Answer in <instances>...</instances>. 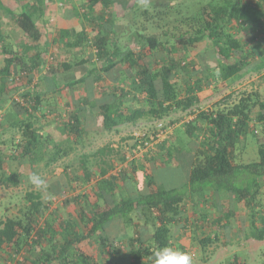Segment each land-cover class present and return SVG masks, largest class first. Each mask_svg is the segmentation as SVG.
I'll use <instances>...</instances> for the list:
<instances>
[{
	"label": "trees",
	"instance_id": "16d2710c",
	"mask_svg": "<svg viewBox=\"0 0 264 264\" xmlns=\"http://www.w3.org/2000/svg\"><path fill=\"white\" fill-rule=\"evenodd\" d=\"M196 2L62 0L67 23L54 34L47 25L46 0H26L18 12L0 0V12L19 34L18 45L10 41L12 35H0V136L14 128L12 137L0 139V183L28 187L18 210L0 218V264H154L158 248L188 253L178 241L188 232L191 245L197 241L204 250L219 240L218 234L205 233L223 219L229 230L241 228L232 227L237 211L231 205L224 215L213 209L216 217L207 220L211 206L198 191L220 183L229 184L221 197L234 200L233 206L240 203L236 210L249 215L247 238L264 239L262 95L230 92L211 109L193 108L211 85L229 86L264 69V0H206L198 9ZM203 42L210 65H200L203 54L198 60L178 54L179 48ZM73 69L75 77L66 81L62 75ZM178 111L196 112L181 123L180 118L169 122L171 128L177 123L183 128L187 148H170V141H179L177 127L159 141V158L151 148L145 160L158 168L173 161L174 153L188 159L183 193L157 186L144 159L128 160L113 141L76 155V165L63 163L61 173L53 175L52 164L85 145L87 129L99 125L97 118L109 132ZM158 126L152 135L167 125ZM248 136L257 145L258 159L244 163L239 158ZM149 137H137L132 151L148 146ZM117 160L125 166L117 169ZM47 172L53 174L43 176ZM76 186L79 193L65 196L68 187ZM61 195L62 204L51 209ZM84 242L96 243L94 253ZM232 263L243 264L237 256Z\"/></svg>",
	"mask_w": 264,
	"mask_h": 264
},
{
	"label": "rangeland",
	"instance_id": "374dc122",
	"mask_svg": "<svg viewBox=\"0 0 264 264\" xmlns=\"http://www.w3.org/2000/svg\"><path fill=\"white\" fill-rule=\"evenodd\" d=\"M62 0H56L57 3L61 4ZM69 3L72 0H68ZM77 1V0H75ZM179 1H183L187 4L194 2L195 0H179ZM178 1H176L177 3ZM206 2V0H197V2L195 3V8H199L202 4ZM15 3V0H9V4L12 5ZM71 4V3H70ZM15 5V4H14ZM68 5V3L66 4ZM68 7V6H67ZM10 8V7H8ZM5 10V7L3 8ZM117 13L120 12V8L117 7ZM61 11V7L57 8V14L54 15V20L53 22L56 23V21H59L58 18H61V14H59ZM3 12H0V16L3 15L4 16V20L0 19V35H6V36H10L12 35L13 37L11 38L12 40H10L12 43L13 41H19L18 40V34L17 32H14L12 34V32H10L9 30L5 29L8 26V23L10 22V19L8 18V16L2 14ZM1 18V17H0ZM9 21V22H8ZM120 21V20H119ZM60 22H57L56 25L59 26ZM4 28H2V27ZM17 35V36H16ZM9 41V42H10ZM9 44V43H8ZM14 44V43H13ZM255 43H253L251 45V47H256L254 45ZM15 45V44H14ZM206 49H207V44L206 43H199L193 47H190L188 49H181L179 48L180 51H178V54L181 56L186 57L188 60L190 59H199L197 58L198 54H203V57H200L199 63L200 65H204V64H209L206 63L207 61V53H206ZM259 49V48H258ZM257 47L255 48L256 51H258ZM1 59V58H0ZM206 60V62H205ZM210 65V64H209ZM75 71L76 70H71L67 73H65L64 75H62L66 81H69L71 79H73L75 77ZM105 79L109 80L107 81V83L111 82V78L108 77L107 75H105ZM63 78V79H64ZM69 78V79H67ZM103 87V85L101 83H97L96 86H100ZM251 90H256L258 91L261 95L262 98L264 99V69L256 72V71H251L250 73H248L246 76H244L242 79H239L237 81L232 82L229 86H224L221 83L219 84H213L211 85L209 88H206L201 94H200V103L198 104V106H194L193 108H198L200 109H211L212 106L217 102V101H221L223 99L226 98V96L230 93V92H234L235 96L237 95V93L242 92V91H251ZM234 97V96H233ZM0 114L3 115V111L0 110ZM188 112V111H187ZM187 112H182V111H178L175 112L173 114H171L169 117H165L162 120H147V119H140L136 124H125V125H120L119 127L116 128V130H111V131H105L101 128V118H97V122H99V125H94V126H89L88 127V134L90 135L89 142L86 141L85 145H83V147L78 146L75 149L74 153H71L68 157H64L62 160H60L58 163L52 164L53 168H54V173L53 172L50 174L49 172L45 173V175H43L44 173H41L43 176H48V175H57L61 173L62 171V164L63 163H68L69 161L71 163H74V165H76L77 163V159L75 158L76 155H79L80 153H87L90 151H94L96 148L114 141L115 143H117L118 145V149L121 155H127L128 160L131 159H137L138 163H139V159H144L143 161L146 162V171L148 172H152L153 171V178L156 181V185L159 187H172V188H177L179 192L183 193V191H185L184 189V185L185 182L187 181V177H188V173H189V169H188V159L185 160L186 158L183 156H180L177 153H174L175 155V159H173V161L170 162V160L168 159V161L166 160V162L161 166V167H153L154 164L149 161V160H145L146 157L148 156V151L152 148L154 151H156V153L154 154V156L157 158L158 155L160 154V151L157 150V145L160 143L159 141H162V139L165 138V133L169 132L170 129L175 130L179 123L182 122V120H187V119H191L194 117L193 113H196L194 111H192V113H187ZM177 118H180V122L177 123L176 126L173 125V127L171 128L169 124L170 121L175 120ZM4 120V119H3ZM160 123L167 125L165 131L163 130L161 133H157L158 136H154L152 135V131L153 129H158V125H160ZM180 127V126H179ZM176 129V133H180L179 135V141L181 143V146H179V141L177 140L176 142L170 141L169 145L171 144V149H173L174 147L178 148V147H186L188 144V138L186 136V134H184L183 132V128ZM172 130V131H173ZM14 128L9 127L7 132L4 133L3 135L0 136V139L2 141H6L7 139H9L11 136V134L13 133ZM57 132V131H55ZM102 132V133H100ZM100 133V134H99ZM143 134L149 135L150 137H153V141H149V145L146 146V148H142L143 150L141 151V153H135L134 150L132 151L131 149V144L134 143V141L136 140L137 137H141ZM94 136V137H91ZM120 137H122L121 140ZM149 137V138H150ZM1 145V144H0ZM187 148V147H186ZM147 150V151H146ZM185 153V152H182ZM115 156V155H114ZM115 158H117L115 156ZM159 158V157H158ZM242 162L246 163V162H251L253 160H257L258 159V154H257V145L254 143V139L251 136H248L247 142L245 147L243 148V150H241V155L239 158ZM25 161V160H24ZM117 162L119 163L117 165V169H120L121 167L125 166V164L120 163L118 160ZM121 164V165H120ZM25 166V170L29 169L28 168V164L26 167ZM33 169H35L36 171L38 170V168L36 169V167H34ZM48 170V169H47ZM46 168H43V170L41 172H45L47 171ZM140 171V169H139ZM138 171V173H139ZM77 173H79V171H77ZM141 173V172H140ZM34 176H31V182H34ZM263 181V179H262ZM243 180L240 183H237L235 185H233V187H237L239 185H242ZM208 186V185H207ZM77 187V186H76ZM227 187H229V184L227 185L226 183H220V185L218 184H214L213 186L211 185V188H204L203 190H200L198 192H202L206 197L205 201L208 202V204L211 206L209 207V209H207L208 211V217L207 220L210 219L211 217H214V210L215 208H220V211L222 210V212L220 213L221 215H224V213L227 211L225 208L227 205L230 206L229 208L234 209V211L236 212V217L233 218L235 219L236 222H234L232 224V227H238L237 225L239 224V226H241L240 230L239 227L238 228H231L232 229H228L230 224L224 223L226 222V218L223 219V222L220 223V226L218 228L213 227L212 231L209 233H205V235L208 236H212V233H216L219 235V240L215 243H212L210 245H208L204 250H202L200 248L199 243L193 242L191 247L188 249V253L191 254V256L193 257V264H233L232 260L235 256L238 257V259L243 262V264H264V239L263 240H256L253 238H247V233L249 232V229H251L250 226V218L247 212H245L244 210L241 211V213H239V210H236V208H242L241 204H234V200H228L225 198H222L221 196L226 192ZM26 189H28L27 187V183H23L20 184L19 186H11V187H5L4 185H2L0 183V218H3L5 215H8L11 211L16 212L18 210V208L21 206V197L24 195ZM60 189H58L57 191H59ZM66 194L65 196H69V195H75L77 193H79L80 188L77 187L75 189H73L72 187H68L66 189ZM60 193V192H58ZM189 193V192H188ZM190 195V193L188 194ZM187 196V195H186ZM193 199L197 200L198 195L195 193L192 194ZM191 196V197H192ZM62 199H63V195L55 197L53 203L51 204V209L56 208L57 206H60L62 204ZM201 202V201H199ZM190 206V205H189ZM8 207L9 211H6L5 208ZM188 207V206H187ZM214 209V210H213ZM212 210V211H211ZM191 214V209H189L188 214H186V216L189 217V220L192 222H194L193 220V216L190 215ZM197 214H201V212L197 211ZM62 216L63 213H61ZM185 216V217H186ZM200 217H202L200 215ZM216 217V216H215ZM202 220V218H200ZM212 219V218H211ZM205 220V218L203 219ZM238 223V224H237ZM219 225V224H217ZM129 229V234H132V230L130 228ZM190 234V232H188V235ZM191 235V234H190ZM85 244L82 243V246L86 247V250L94 253L95 251V247L96 243H90L87 244L86 242H84ZM111 260L109 261V264H111ZM112 264H121L120 262L114 261L112 262Z\"/></svg>",
	"mask_w": 264,
	"mask_h": 264
},
{
	"label": "crops",
	"instance_id": "0c3cea01",
	"mask_svg": "<svg viewBox=\"0 0 264 264\" xmlns=\"http://www.w3.org/2000/svg\"><path fill=\"white\" fill-rule=\"evenodd\" d=\"M2 1V3H3V5L4 6H6L7 8L8 7H10V8H12L13 10H14V12H18V10L22 7V4L26 1V0H15V5L14 4H12V5H10L9 4V0H1ZM46 3L48 4V6H49V8L46 10V13H47V15H46V19H47V25L49 26V28H50V30H51V33L53 32L54 34L56 33V29L57 28H60V26H61V24H63V25H65L64 24V21L67 23V20L62 16L63 15V12L62 11H60V13L59 14H61L60 16H61V18L59 19L58 18V20L59 21H56V23L57 22H60V24H59V26H57L56 25V23L55 22H53V20H54V15L55 14H57V8H59V7H61V5L59 4V3H57V2H52L51 3V1L50 0H46ZM50 6H52V8L50 7ZM65 7V6H64ZM63 6H62V8H64ZM1 18L0 19H5L4 18V16L3 15H1L0 16ZM9 22V21H8ZM53 28V29H52ZM4 29V28H3ZM5 29H7V30H9L10 32H12V34L14 33V32H17L18 33V31H16L17 29L13 26V25H11V22H9L8 23V26H7V28H5ZM53 30V31H52ZM17 36V35H16ZM18 38H19V34H18ZM18 43H19V41H14V44H16V45H18ZM203 92V91H202ZM201 92V93H202ZM122 137H120V139H121ZM114 142V141H113ZM113 146L115 147V149H118V145H117V143H115L114 142V144H113ZM142 146H137V148H138V150H137V148H135L134 149V152L135 153H141V151L143 150L142 148H146L147 149V147L145 146V147H142ZM119 150V149H118ZM179 241V243L181 244V245H183L187 250L191 247V237L188 235V233L187 234H182L181 236H180V239L178 240Z\"/></svg>",
	"mask_w": 264,
	"mask_h": 264
},
{
	"label": "clouds",
	"instance_id": "9594fccd",
	"mask_svg": "<svg viewBox=\"0 0 264 264\" xmlns=\"http://www.w3.org/2000/svg\"><path fill=\"white\" fill-rule=\"evenodd\" d=\"M153 260L154 264H193L191 254L170 247L156 249L153 253Z\"/></svg>",
	"mask_w": 264,
	"mask_h": 264
},
{
	"label": "built area",
	"instance_id": "2783aa9c",
	"mask_svg": "<svg viewBox=\"0 0 264 264\" xmlns=\"http://www.w3.org/2000/svg\"><path fill=\"white\" fill-rule=\"evenodd\" d=\"M147 144V143H146Z\"/></svg>",
	"mask_w": 264,
	"mask_h": 264
}]
</instances>
